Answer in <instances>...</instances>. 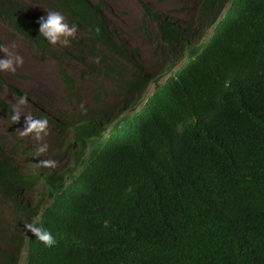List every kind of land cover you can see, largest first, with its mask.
Returning a JSON list of instances; mask_svg holds the SVG:
<instances>
[{"label":"trees","instance_id":"obj_1","mask_svg":"<svg viewBox=\"0 0 264 264\" xmlns=\"http://www.w3.org/2000/svg\"><path fill=\"white\" fill-rule=\"evenodd\" d=\"M41 1L84 32L74 42L81 53L108 51L114 64L117 57L134 58L104 2ZM219 1L220 14L229 0L194 1L208 26L217 20ZM145 7L163 47L185 39L180 25ZM0 18L60 59L38 36L28 6L0 0ZM211 38L201 53L189 47L187 67L166 83L154 119L132 144L95 157L54 203L51 220L60 228L49 249L52 264H264V0H231ZM106 69L120 80L127 76ZM64 75L72 89L73 79ZM139 79L124 84L139 90ZM4 83L0 74V90ZM0 109L12 111L1 94ZM11 155L0 143V183L14 171ZM11 261L0 244V264Z\"/></svg>","mask_w":264,"mask_h":264},{"label":"rangeland","instance_id":"obj_2","mask_svg":"<svg viewBox=\"0 0 264 264\" xmlns=\"http://www.w3.org/2000/svg\"><path fill=\"white\" fill-rule=\"evenodd\" d=\"M18 1L28 6L38 20L45 12H57L41 0ZM93 1L106 4V17L116 28L120 39L126 41L131 49H135L134 58L133 54L130 59L117 57L114 64L109 60L111 53L108 51L101 52L99 57L81 53L78 50L79 45L74 42L81 41L85 35L75 28L66 45L51 44L60 51V59H56L33 46L7 21L0 18V59H13L10 71L0 70L5 81L0 94L20 114L19 120L12 123L8 118L11 112L0 109V143H5L12 152V159L27 169L66 170L73 162L72 153L78 146L74 143V133L71 128L58 130L52 125L51 117L61 115L62 122H78L90 119L94 121L107 116H134L142 109L145 100L131 92L124 81L134 80L136 70L144 68L155 78H160L159 83L162 84L171 74L176 73V69L185 65L188 51L180 52L178 48L174 54L173 50H168L171 44L162 46L159 25L148 14L145 4L154 12L166 15L172 23L180 25L184 37L189 39L186 43L190 46L207 43L214 28L206 25L202 17H197L198 13L194 10L197 6L195 0ZM222 16L223 14L219 17ZM16 57L20 59L19 65L15 64ZM173 64L177 66L171 71ZM108 65H112L114 69H124L127 76L120 80L118 75L106 69ZM64 72L74 81L72 89ZM20 97H24L23 105L17 104ZM152 110L153 108L149 109L142 117L133 120V125L124 134L133 132L134 138ZM24 116L45 119L47 135L42 134L39 141L32 134L21 136L19 133ZM38 144L46 145L45 152L37 151ZM16 145L19 148L12 151ZM5 214L6 210L0 203V218L5 216L10 221Z\"/></svg>","mask_w":264,"mask_h":264},{"label":"clouds","instance_id":"obj_3","mask_svg":"<svg viewBox=\"0 0 264 264\" xmlns=\"http://www.w3.org/2000/svg\"><path fill=\"white\" fill-rule=\"evenodd\" d=\"M221 1L217 2L214 13L217 20L212 26L213 32L218 22L226 17L228 9L231 7V0L226 1L225 8L219 14L218 8ZM223 14L222 17H219ZM38 36L43 37L49 44L66 45L70 37L73 36L75 26H69L65 18L58 12H45V15L37 21ZM212 32V34H213ZM205 44L199 46H190L186 43L189 41L179 39L178 44L173 41L169 51L180 52L188 51L186 63L183 67L176 69L175 74H171L162 84L160 78H155L144 68L136 70L134 79L137 80L138 74L141 81L140 89L133 88L131 92L137 93L141 99H144V106L134 116L111 118L100 117L96 120L88 121H70L62 122L61 115L51 117V123L57 129L65 130L71 128L74 133V143L78 144L73 151V162L66 170L58 168H46L44 170L27 169L23 165H18L14 160V171L9 175H2L0 183V203L6 210L5 214L10 221L4 216L0 218V231L2 236L0 244L11 253L12 261L10 264H52L53 256L49 249L56 243L57 230L60 228L59 222L51 220V210L54 203L66 193L73 184V177L83 173L86 165L96 158L116 151L132 144L138 132L143 127L148 126L154 119V113L159 99L164 95L162 89L172 78H178L179 73L187 67L189 60L190 48H199L201 53L211 42V36ZM13 59H0V70H11ZM15 64H20L19 57L15 58ZM177 64H173L174 69ZM141 73V74H140ZM18 105L24 104V97L17 101ZM153 108L150 117L142 124L139 131L133 138V132H126L133 125V120L143 116L149 109ZM91 116H93L91 114ZM12 123H16L20 114L16 108H13L8 117ZM129 133V134H128ZM21 136L32 134L37 141L41 135H47L46 120L33 119L29 116L23 117V125L20 129ZM129 137V138H128ZM46 145L38 144L37 151L45 152ZM12 158V157H11ZM50 163V162H49Z\"/></svg>","mask_w":264,"mask_h":264}]
</instances>
